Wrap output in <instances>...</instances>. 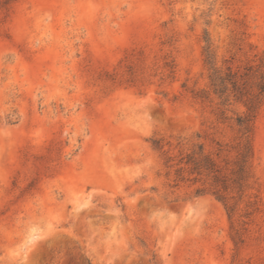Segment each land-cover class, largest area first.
I'll list each match as a JSON object with an SVG mask.
<instances>
[{
    "label": "rangeland",
    "instance_id": "rangeland-1",
    "mask_svg": "<svg viewBox=\"0 0 264 264\" xmlns=\"http://www.w3.org/2000/svg\"><path fill=\"white\" fill-rule=\"evenodd\" d=\"M206 36L224 72L257 68L264 0H0V264H264V102L244 226L176 185L195 143L237 155Z\"/></svg>",
    "mask_w": 264,
    "mask_h": 264
},
{
    "label": "trees",
    "instance_id": "trees-1",
    "mask_svg": "<svg viewBox=\"0 0 264 264\" xmlns=\"http://www.w3.org/2000/svg\"><path fill=\"white\" fill-rule=\"evenodd\" d=\"M205 58L210 66V80L214 93L221 99V104H230L231 96L244 103L246 110L236 114L235 125L239 133L237 155L233 161L214 157L205 149L203 143H195L187 151H182L173 158L176 174V185L190 182L195 185V196L210 194L221 201L230 219L244 204V226L251 215L258 209L257 193H250L255 184V121L264 102V59L257 68L246 67V71L238 75L231 70L223 71L216 65L215 52L211 40L205 38ZM196 98L207 99L206 90L195 92ZM225 110L221 111L222 116ZM225 117V116H224ZM226 118V117H225ZM157 146V145H156ZM233 240L236 244L242 241L243 227L233 225Z\"/></svg>",
    "mask_w": 264,
    "mask_h": 264
}]
</instances>
